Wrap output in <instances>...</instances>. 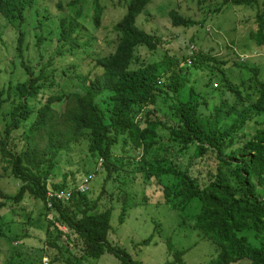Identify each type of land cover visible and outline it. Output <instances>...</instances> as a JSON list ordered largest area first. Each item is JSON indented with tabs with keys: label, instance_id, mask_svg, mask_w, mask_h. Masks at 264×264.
Listing matches in <instances>:
<instances>
[{
	"label": "trees",
	"instance_id": "trees-1",
	"mask_svg": "<svg viewBox=\"0 0 264 264\" xmlns=\"http://www.w3.org/2000/svg\"><path fill=\"white\" fill-rule=\"evenodd\" d=\"M151 1H111L124 9L112 27L117 45L111 54L95 60L93 70L99 72L92 79L85 75L79 91L49 92L50 88L60 87L53 81L55 74L49 61L37 71L21 62L26 79L13 92L11 85L0 88L2 168L19 181L14 196L0 190V211L20 204L26 195L44 200L57 157L68 153L82 136L89 140L88 155L102 159L107 178L129 165L119 168L115 162L120 159L113 157L118 143L125 147L129 142L142 152L137 173L148 180L171 179L170 184L163 186V196L172 209L184 210L192 200L199 201V212L190 218L189 225L219 247L218 255L208 264H231L242 259H248L250 264H264V127L234 148L235 136L245 121L264 117V81L254 71L251 81L257 89L252 94L248 86L244 95L239 89L241 84L223 81V75L219 77L211 70L206 85L211 88L216 84L211 91H216L217 100L210 108L207 97L193 87L185 94L187 69L182 72L177 68V60L130 69L136 47L154 51L157 46L153 36L136 26V19ZM87 2L94 10L92 21L98 26L107 0H86L84 5ZM37 3L38 0H0V14L18 31V54L22 53L27 27H38L43 35L41 23L32 22L40 14ZM222 4L255 9L257 30L250 36L256 47L264 48V0H222ZM221 6L211 12H220ZM81 17L80 7L73 16L60 18L57 56L66 53L65 46H69L68 51L83 50L84 46L73 36L79 30L77 20ZM169 18L175 27L197 25L175 11L169 12ZM50 33L51 29L46 35ZM194 57L192 67L198 64L206 68L216 63L209 57ZM159 96L171 101L170 115L160 116L155 111ZM136 110L143 111L142 121H135ZM225 119L232 120L227 127L223 126ZM193 166H204L205 170L199 173ZM52 189L70 187L63 182ZM103 195L93 200L89 193H73L68 203L54 202L52 209L46 210H54L60 224L79 238L85 257L98 259L109 253L120 264H140L124 249L108 244L113 206L110 201L108 208L103 207ZM106 195L112 200L111 194ZM120 210L122 223L127 210L125 201ZM4 236L0 230V238ZM148 242L146 239L141 245ZM168 248L172 251L171 245ZM172 255L175 263L182 264L183 252L174 251Z\"/></svg>",
	"mask_w": 264,
	"mask_h": 264
},
{
	"label": "rangeland",
	"instance_id": "rangeland-1",
	"mask_svg": "<svg viewBox=\"0 0 264 264\" xmlns=\"http://www.w3.org/2000/svg\"><path fill=\"white\" fill-rule=\"evenodd\" d=\"M84 1L86 0H38L40 14L32 22L41 23L43 35L39 34L38 27H27L21 54L16 51L18 31L0 14V88L6 89L11 85L13 92L26 79L21 62L36 71L45 67L48 61L51 62L50 67L55 74L53 81L60 85L58 88L48 89L54 93L79 91L85 75L92 79L99 72L98 69L93 70L95 60L114 51L118 40L112 27L123 15L124 9L113 4L112 0H107L100 24L96 26L92 21L93 7L89 2L84 5ZM71 2L74 4H70ZM220 6V12H211ZM80 7L82 17L77 20L79 30L73 36H76L84 48L68 51L69 46H65L66 53L57 56L55 51L60 45L57 40L60 18L73 16ZM171 11L191 19L197 25L189 28L173 26L169 18ZM254 15V8L225 7L222 0H152L136 19V26L153 36L157 46L154 51L143 46L136 47L130 69L164 60H177V68L182 72L187 69L185 94L193 87L196 92L207 97L210 108L217 100L216 91H211L216 84L213 83L211 88L206 85L211 70L219 77L223 75V81L241 84L239 89L244 95L248 92V86L253 94L257 89L256 83L251 81L254 71L257 78L264 81V48L256 47L250 36L257 30ZM49 29L51 33L46 35ZM195 54L212 58L216 63H210L206 68L198 64L192 67ZM157 99L154 109L158 115H170L171 101H165L162 96ZM55 107L59 108V105ZM7 110L8 107L5 106L4 111ZM138 111L135 113V121H142L143 111ZM231 123L232 120L225 119L223 126L227 127ZM261 127H264V117L248 118L235 136L234 148L247 142ZM88 141L86 136H82L68 153H61L57 157L56 167L46 189H52V186L63 182L72 189L85 175L95 171L98 158L88 155ZM22 145V142L19 143V148ZM141 154V149L134 148L129 142L125 147L118 143L113 150V157L120 161H116L115 165L120 168L122 164L129 163L124 168L126 172H114L111 178H107L102 166L95 173L88 192L93 200L103 193V207L108 208L110 201L113 206L108 244L124 249L140 264H177L172 255L174 251L183 252L182 264H208L218 255L219 247L203 238L200 231L189 225L190 218L199 212V201L192 200L184 210L172 209L163 196V186L170 184L171 179L148 180L144 174L137 173L136 167L140 164ZM3 165L0 157V190L8 196H14L19 188V181L10 176L9 171L2 168ZM192 169L199 173L205 170L204 166H193ZM105 193L111 194L112 200ZM124 201L127 203V210L120 223V209ZM0 217V230L5 235L0 238V264H44L45 261L47 264H120L109 253L98 259L85 257L79 238L63 227L58 214L54 210L47 211L40 199H32L26 195L13 208L4 207L0 211ZM146 239L149 242L141 245ZM231 264L250 263L248 259H242Z\"/></svg>",
	"mask_w": 264,
	"mask_h": 264
},
{
	"label": "built area",
	"instance_id": "built-area-1",
	"mask_svg": "<svg viewBox=\"0 0 264 264\" xmlns=\"http://www.w3.org/2000/svg\"><path fill=\"white\" fill-rule=\"evenodd\" d=\"M102 168V159L98 160L97 167L95 171L85 175L78 184L72 189H46L45 198L42 200L46 209H52L53 203H63L66 204L70 201L73 193L85 194L91 190L93 179L95 173L100 171ZM44 264H47L45 261Z\"/></svg>",
	"mask_w": 264,
	"mask_h": 264
}]
</instances>
